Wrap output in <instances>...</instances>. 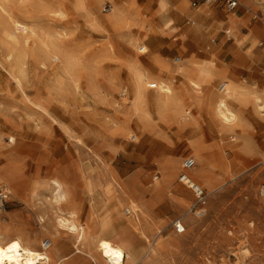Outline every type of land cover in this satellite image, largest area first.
Listing matches in <instances>:
<instances>
[{
	"label": "rangeland",
	"instance_id": "obj_1",
	"mask_svg": "<svg viewBox=\"0 0 264 264\" xmlns=\"http://www.w3.org/2000/svg\"><path fill=\"white\" fill-rule=\"evenodd\" d=\"M240 2L242 17L248 6L245 0ZM192 3L0 0V188L6 186L11 191L0 213V234L5 241L20 238L26 245L43 250L42 242L54 239L49 222L54 224L61 212L54 206L49 184L59 179L75 189L74 200L62 210L79 213V222L90 232L87 246L94 251V239L109 237L108 231L103 233V220H111L110 228L121 227V220L113 213L118 206L115 201H122L124 213L129 196L150 215H140L139 220L148 230L147 237L134 231L124 236L142 256L148 254L152 243L159 264H264V116L256 112L252 101L236 100L232 106L241 114V125L222 133L211 116L189 102L182 76L159 63L175 68L181 59L224 65L225 75L213 82L214 90L232 83L264 96V29L256 38L251 30L261 22L254 19L260 9L251 11L250 24L236 29L234 18L225 22L231 15L221 5L197 8ZM199 10L205 13L196 15ZM13 20L26 24L28 33L18 31ZM8 50L23 54L25 73ZM59 52L65 55L67 65H72L69 70ZM76 66L78 69L72 71ZM138 67L152 77L150 82L155 78L174 84L196 118L199 133L182 130L171 117L162 118L152 104L151 126L131 113V75ZM68 71L80 76L86 100L75 92ZM155 91L147 88L151 99ZM120 124L128 130L126 136L113 135V126ZM198 140L211 152L222 143L233 142L239 144V152L226 150V170L206 167L195 158ZM187 158L197 162L190 176L200 178L202 174L213 185L195 181L206 191L203 205L180 181ZM12 166L26 181L18 196ZM114 179L126 190L124 196L113 187ZM160 185L162 190L154 191ZM41 208L48 211L50 219L44 225ZM179 221L186 231L179 232ZM75 242L73 235L64 231L61 253L74 249ZM83 245L76 247L83 250Z\"/></svg>",
	"mask_w": 264,
	"mask_h": 264
},
{
	"label": "bare ground",
	"instance_id": "obj_2",
	"mask_svg": "<svg viewBox=\"0 0 264 264\" xmlns=\"http://www.w3.org/2000/svg\"><path fill=\"white\" fill-rule=\"evenodd\" d=\"M201 12H204V10H199V12H197V13H201ZM230 19L231 20L228 21V23H231L233 21V18H230ZM13 26L18 31H22V32H26L30 29V28H28V26L26 24H23V23L18 22V21H14ZM26 33H28V32H26ZM228 33H230V32H228ZM11 36H13V35H11ZM42 38L44 39V37H41V39ZM6 39L9 40L8 37ZM46 39L49 40L50 37H49V39L48 38H46ZM46 39H44V40H46ZM15 40H17V39H15ZM35 40H37V39L35 38ZM39 41L37 40V42H39ZM16 44L18 45V43H16ZM25 44H27V43L25 42ZM25 46H27V45H25ZM40 46H42V45H40ZM10 48H11V46H9V49ZM11 52H12V56L13 57L15 56V58L18 59V63H20V65L22 66L21 70L24 72L25 62L23 59L25 57L23 56V54L22 55L18 54L14 50H11ZM61 52H63V51H61ZM61 52H59L62 55L61 58L62 57L65 58L64 57L65 55H63ZM10 56L8 58H11ZM66 61H68V60L65 58V62ZM69 62H72V61L70 60ZM69 62H68V64H69ZM177 62L179 63V65L175 68H173L170 64L164 63L162 61H160L159 63L163 67L169 68L173 72H178L182 76L184 84L186 85V87L188 89V95H190L189 102L192 105H194L196 108H199V109L203 110L204 112H206L207 117L211 116L215 120L214 122H216L217 127H219V129L222 131V133L225 134V133L235 131L236 124L241 125L239 123L242 121L241 114H239L238 111H236L232 106V102L234 103L236 100H240L242 103H245L247 101H252L256 112L258 114H260L261 116H264V96L258 95L259 92L257 93L255 91H252V92L248 93V92L244 91L242 86H240L238 84H232V83L229 84L228 88H226V85L224 84L223 88H220L219 91H216L212 88V84L219 75H218V72L213 65H210L209 63H199V62H194V61H189V60L182 61L181 59H178ZM66 65H67V62H66ZM69 65H67L65 67L68 70L70 69V68H68ZM71 66L72 65H70V67ZM76 68H77V66L74 68V70H73V68H71V70L75 71ZM26 71H27V69H26ZM65 71L67 72V70H65ZM70 73L71 72H69L68 74H70ZM76 74H77V72H76ZM19 76L21 77V75H19ZM66 76H67V74H66ZM131 76H132V80H133L132 81L133 98H132V106H131L132 111H131V113L134 115H138L140 117V119L143 121V123H145L147 126L148 125L151 126L153 124L154 119H153L151 109H150V104H152L156 108L158 115H160L162 118L163 117H165V118L171 117L173 119V121L175 123H177L182 130H187V131H189V133L194 134V135L200 132L201 129L199 130V128L197 126L196 118L192 115V111L186 107L187 101H185V100L183 101V99L179 96V93L176 90V88L174 87V84L172 82H168L165 80H157L155 78H153V80H154L153 82H150V79L152 77L146 71L140 70L139 67L132 71ZM72 77H73L72 81H69V82H71V83L73 82V87L75 89V92L77 93V95L79 94V98L82 101L86 100V97H87L86 93L81 91V80L79 79L80 76L78 78L76 75L72 74ZM25 78H26V76L23 78V80ZM21 79H22V77H21ZM21 79L20 78L17 79L18 83L21 82ZM111 84H113V83H111ZM114 84H115V82H114ZM20 85H18V86H20ZM154 85H156V88H155L156 91H155V95L151 99L147 94V88H149V87L151 88V86H154ZM21 87H22V85H21ZM94 90L97 91L96 88ZM101 92L102 91H100V93H98V92L97 93L101 94ZM102 95H103V93H102ZM103 96H106V95L104 94ZM103 98H105V97H103ZM107 98H108V96H107ZM102 100H105V99H102ZM120 109H122V107ZM124 110H126V109L124 108ZM124 110L122 109V111H124ZM113 127H114V130L112 131V133H113V135H115L117 137H118V135L120 137V136H126L128 134V130L125 128V126L123 124L117 125V128H115V126H113ZM133 137H135V136L133 135ZM11 139H12V142H15V140H16L15 137H13V136L11 137ZM195 145H196L195 152H194L195 158H197L199 161L203 162L206 165V167L208 165V167L212 166V167L221 168L223 170H226L229 167L228 160L225 156L226 150L229 148L228 150L233 151L234 153L239 152V144L236 145V143H233V142L222 143V145L219 148L216 147L214 152L209 151V149L204 145V143L202 141H199V140L196 141ZM13 161H14V159H13ZM12 176H14L16 179H18L17 188H16V190H14L15 194L18 196L21 194V192H23L25 190V188H22V186H23V184H26V181H24L25 179H23V180L21 179L22 177L19 175L17 168L14 166H12ZM192 179L194 181H199V182H202V180H203V183L209 185L210 187L213 186L211 181L205 179L202 174H200V178L194 177ZM114 180H115V183L113 184V187L115 188V190H117V191L119 190L121 195L124 196V194H126V192H125L126 190L124 191V188L122 187V185L120 183H118V180H116V179H114ZM49 185H51L50 189H52L53 193H54V200H55L54 206H56V209H58L57 212H59V211L61 212L59 217L56 214L57 220L54 219L55 220L54 224H52V223L50 224L48 211L44 210L42 208H41L42 210L40 209V220L42 221V224L43 223L45 224L48 221L49 222V228L53 229V231H51V233L53 234L54 239H50L51 244H52L51 245L52 250L35 249L31 246L26 245L20 238H15V239L12 238V240L5 241V237H3L0 234V264H63L62 263V257L59 258L57 254L60 251H62V233L64 231H67V233L69 232L70 234H72L76 238L75 245L78 247L80 244H85L86 242L91 241L90 240V232H89L88 228H86L85 226H83L79 222V220H81V216L79 215V213H76L73 211L70 212V210H69L70 213L65 211V213H69L68 215H65L64 211L62 210V208L64 206H67L72 200H74L73 191H75V189L73 188L74 190L72 191L71 187L64 184L59 179L51 180ZM109 186L111 187V185H109ZM162 188H163L162 185H160L158 187L156 186L154 191L160 192L162 190ZM0 189H5L9 192V194H11L10 189L6 186H1ZM27 190H28V188H27ZM36 190L34 192L35 194H36ZM262 192H263L262 195H264V190ZM117 194H119V193H117ZM121 195L119 194V196H121ZM41 196H40V198H41ZM125 197H126V195H125ZM42 199H44V198H42ZM126 200H127V203L129 204V207L127 209H124L125 210L124 213H122L123 212L122 204H121L122 201H120L119 199H117L115 201V204H117L118 206L113 210V213H115L117 215L116 220H123L124 225H122L121 227L115 226L114 228L113 227L110 228V226L112 225L111 220H103L102 221L101 225H102L103 233L108 231L107 234L109 237L106 238V237L100 235L98 238L93 240V243L96 246V251H97L96 253H98V255L96 256L94 254H91L92 262L94 264H159L160 261L157 259L155 253H153L155 250L153 247L154 244L151 243L149 250H148L149 251L148 254H146L145 256H142L141 252L139 250H137L135 246L132 247L133 245H131L129 242H127L124 239V235L126 233H129L132 231H134L135 234L138 233L139 235L144 236V237H147V234H148V233H146V231H148V230L145 231V228L139 222V220H141L140 215H142L144 217L145 215H147V213L141 209V207L134 201V199H131L128 196V198H126ZM43 201H45V203L49 204V202H46V200H43ZM123 201H125V200H123ZM53 204H54V201H53ZM71 204H73V203H71ZM75 204H77V203H75ZM123 204L125 205V202ZM29 205L31 206V204H29ZM142 205H144V203ZM40 206H42V205H40ZM70 207H71V205H70ZM36 208L37 207H35V209ZM124 208H125V206H124ZM70 209H73V208H70ZM49 210H51V209H49ZM64 210H65V208H64ZM38 212H39V210H38ZM94 212H95V210H94ZM202 214H203V211L198 213V215H202ZM56 216H54V217H56ZM180 222L181 221L177 222V226L180 225L181 227H183V225ZM47 226H45V227H47ZM40 227H41V224H40ZM132 227L134 229L130 230V228H132ZM43 229H45V228H42V230ZM46 231H44V232H46ZM150 231H151V229H150ZM184 231H186V228L184 229ZM157 241H158V239H157Z\"/></svg>",
	"mask_w": 264,
	"mask_h": 264
},
{
	"label": "crops",
	"instance_id": "obj_3",
	"mask_svg": "<svg viewBox=\"0 0 264 264\" xmlns=\"http://www.w3.org/2000/svg\"><path fill=\"white\" fill-rule=\"evenodd\" d=\"M238 1H239V6H238L237 10L234 11V12L228 11L227 8H226V6L223 3L218 2V1H214V2H211V3H203V4H200L197 8H199L200 6H202L204 4L206 6H209V5L215 4V3L221 5L231 15V16H229L226 19L225 22L228 24V21L231 20L230 18H234L236 21L233 23V25L236 27V29H242L245 25L250 24V22H251V19H250L251 11H253L256 8H259L260 9V13H256V15H254V19L255 20L256 19L257 20H260L261 22H260V24L255 25L251 29L253 36L255 38L258 37L259 35H261L263 33V29H264V0H255V1L254 0H245L246 4L248 6V11L245 12L242 17H239V15H240V9H241L242 4H241L240 0H238ZM204 13H205V10H204L203 13H199V14L196 13V15L201 16ZM256 28L258 29V31L257 32H253L254 29H256ZM226 33L229 34L227 31H226ZM214 65H215V67L217 69V72H218L219 77L221 75H225V67H224V65H219V66L216 65V64H214ZM170 74H173V73L171 72ZM216 79H219V78H216ZM262 91L263 90H260V94L262 93ZM218 133H219V131L216 133V135H218ZM196 167H197V165L192 170H194ZM120 225L121 226L124 225V221L123 220H121V224ZM133 229H134L133 227L130 228V230H133ZM127 234L128 233H126L125 235H127ZM75 240H76V238H75ZM92 244H94V243H92ZM93 249H94L93 247L91 248V246H87V243H85V245H83V250H81V249L78 250V248L76 246H74V249H72L71 251L66 252V253H61L63 251L62 250L57 255H58L59 258L62 257V263L63 264H94L92 262V259H91V254H94V255L97 256L98 253H96V251H94Z\"/></svg>",
	"mask_w": 264,
	"mask_h": 264
},
{
	"label": "built area",
	"instance_id": "obj_4",
	"mask_svg": "<svg viewBox=\"0 0 264 264\" xmlns=\"http://www.w3.org/2000/svg\"><path fill=\"white\" fill-rule=\"evenodd\" d=\"M214 1H218V2L223 3L226 6L227 10L230 12L236 11L238 6H239L238 0H193L192 4L194 7H198L200 4L211 3ZM151 88L155 89L156 85L151 86ZM196 165H197V162L194 158L185 159L182 163V171L180 174V181L193 191V193L195 194V196L198 199V203L200 205H203L206 203V197H207L206 191L200 184L195 182L189 174V172ZM8 198H9V192L5 189H0V213L5 209V205L8 201ZM177 227H178L179 232H183L185 229L184 226L181 227L180 225H178ZM51 245H52L51 241L48 238L42 242L43 250L50 249Z\"/></svg>",
	"mask_w": 264,
	"mask_h": 264
}]
</instances>
